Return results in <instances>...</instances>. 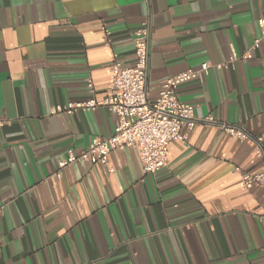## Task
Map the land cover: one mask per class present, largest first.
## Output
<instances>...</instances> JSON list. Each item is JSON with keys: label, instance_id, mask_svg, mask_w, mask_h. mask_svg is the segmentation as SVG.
Returning a JSON list of instances; mask_svg holds the SVG:
<instances>
[{"label": "crops", "instance_id": "crops-1", "mask_svg": "<svg viewBox=\"0 0 264 264\" xmlns=\"http://www.w3.org/2000/svg\"><path fill=\"white\" fill-rule=\"evenodd\" d=\"M263 16L264 0H0V264H264V189L243 184L264 167V44L252 49ZM144 22L150 100L166 78L238 60L176 88L197 124L159 172L129 148L109 170L75 163L55 177L116 118L52 110L86 100L87 80L101 102L113 56L134 65Z\"/></svg>", "mask_w": 264, "mask_h": 264}, {"label": "built area", "instance_id": "built-area-1", "mask_svg": "<svg viewBox=\"0 0 264 264\" xmlns=\"http://www.w3.org/2000/svg\"><path fill=\"white\" fill-rule=\"evenodd\" d=\"M259 36L254 40L252 49L264 44V16L257 20ZM135 62L132 67H122L117 57L113 56L110 68L111 81L105 98L98 102L90 80L86 81L89 97L86 100L57 106L53 114L65 112L73 114L78 111H95L99 107L106 108L116 118L113 134L103 140H93L84 150L75 152L68 150L66 156L57 162L58 171L75 163L102 165L108 167L109 156L114 151L132 148L138 153L144 174H154L166 166L168 147L171 143L185 144L188 133L196 126L197 120L192 106L183 104L176 95V88L182 84L198 79L209 69H226L238 60L232 53L222 64L203 63L197 69L166 78L160 86L157 97L149 99L146 86L150 28L147 23L141 24L133 38ZM246 54L241 57L249 60ZM204 121L212 122L211 118ZM4 122L0 121V127ZM218 128L226 135L239 141L251 139L242 127L225 123H217ZM257 145V155H263L262 139H252ZM109 170V167H108ZM110 172V171H109ZM244 186L254 185L264 189V167L259 173L244 179ZM0 208V216L2 215Z\"/></svg>", "mask_w": 264, "mask_h": 264}]
</instances>
